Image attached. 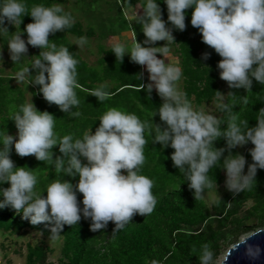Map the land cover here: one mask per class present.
<instances>
[{"label":"clouds","instance_id":"9594fccd","mask_svg":"<svg viewBox=\"0 0 264 264\" xmlns=\"http://www.w3.org/2000/svg\"><path fill=\"white\" fill-rule=\"evenodd\" d=\"M164 3L168 22L180 31L186 29V10L194 9L191 25L202 34L203 43L222 57L217 67L220 78L230 88L248 91L252 89L253 78L264 85V0H164ZM25 15H30L33 21L7 42L12 61L19 63L29 45L44 51L30 65L37 70L32 80L27 75L32 74L29 66L12 75L15 85L19 84L14 81L25 79L22 87L26 97L27 91L31 92L33 102L28 103L26 99L25 104L10 114L9 119L18 129L17 136L0 133V185L10 183L9 187H0V208L11 207L18 214L22 212L23 218L33 225L54 220L53 233L65 224H78L81 212L84 218L91 220L93 232L105 229L110 221L115 224L113 231H118L131 223L134 216L149 215L157 198L152 191L154 182L140 173L145 162L146 129L154 131L153 142L174 149L171 154L173 165L189 182L188 187L194 191L196 200L203 199L206 190L213 188L208 173L221 161L222 169L226 170L224 186L233 195L251 187L258 169H264V108L258 111L255 126L249 127V122L245 121L242 128L236 122L237 117L231 115L232 106L223 102V93L217 90L220 101L217 107L229 114L226 129H222L225 122L221 119L193 109L185 93L177 87L182 77L181 68L157 57V53L166 56L169 52L167 43L175 40L172 28L162 18L159 0H145L143 14L136 21L142 25L146 37L143 44L136 39L130 48L120 43L110 48L121 63L130 53L131 61L138 64L139 76H145V81L150 80L146 86L149 96L155 88L163 100L153 117L158 112L166 126L155 124L152 128L148 121H141L135 114L110 108L100 117L95 133L91 130L82 138L74 139L72 135L58 138L54 131L56 117L48 111L38 110L35 99L55 104L71 117L80 115L79 111H71L80 104L75 91L79 87L78 60L68 47L57 48L49 39L50 34L71 28L74 20L59 5L37 4L29 9L26 0H0V36L9 32L5 21L15 25ZM23 33H27V41ZM157 41L167 43L161 47L145 46ZM85 43L86 38L81 37L77 45L82 47ZM209 55L205 53L204 59ZM101 59L95 66L99 70L106 64ZM37 85L41 87L38 89ZM96 85L98 87L90 94L101 102L120 94L124 88L110 86L109 80L99 81ZM221 137L226 140V147L217 148L214 142ZM249 142L254 145L249 150L253 162L245 173V156L233 153L232 149ZM13 145L19 156L34 155L38 161L54 166L55 172L62 176L78 175V183L74 185L64 178L57 179L47 185L46 196L43 195L45 191L38 193L34 172L17 167L11 159ZM56 145L62 155L54 158ZM225 151H228L227 156H224ZM81 157L87 163L82 162ZM77 192L83 194L82 209ZM245 254L255 262L264 255V248L247 245ZM198 256L199 264H214L208 244L202 246ZM152 264L157 262L154 260Z\"/></svg>","mask_w":264,"mask_h":264},{"label":"trees","instance_id":"16d2710c","mask_svg":"<svg viewBox=\"0 0 264 264\" xmlns=\"http://www.w3.org/2000/svg\"><path fill=\"white\" fill-rule=\"evenodd\" d=\"M159 2L162 18L167 22V26L172 28L175 37V40L168 42L170 52L167 54L179 57V66L182 70V92L185 93L193 109L200 111L203 110L204 104L218 101V90L225 94L223 102L232 106L231 115L237 117L236 122L242 128L245 121L249 122V127L255 126L258 123L256 120L259 115L258 111L264 108V85L253 78L252 89L248 91L243 88H230L227 82L226 87H223L220 69L217 67L222 57L203 43L202 34L191 25V14L194 9L186 10V29L180 31L168 22L167 5L164 0H159ZM106 3H110L107 7L109 11L113 8L117 10L115 14L105 15L102 12L103 5ZM111 3L110 0H26L29 9L37 4L59 5L65 13H70L73 20H76V12L80 7L82 13L80 12L78 19L81 18L85 22L86 15L89 16L86 27L81 20L77 19V23L71 28L57 31L49 36L50 43H55L57 48L68 47L74 58L78 60L77 82L79 87L75 91L80 104L78 108L73 107L71 111L73 113L79 111L80 115L71 117L61 111L57 105L37 100L34 95L37 109L48 111L56 117L54 131L58 138L64 135H72L74 139L82 138L85 132H91V130L95 133L100 125V117L110 108L135 114L141 121H148L152 128L155 124L166 126L160 120L158 112L153 117L163 100L155 88L149 96L146 86L150 80L145 81V76L143 78L139 76L138 64L131 61L130 53L125 55L121 63L111 50L109 54L106 53L102 57L101 60L106 64H103L99 70L90 66L76 46L69 43L67 30L74 33L79 41L86 35L103 39L111 36L113 32L131 31L135 27L138 42L143 44L146 37L143 31L141 32L142 29L139 26L136 27L138 18L130 20L125 16V10L134 8L138 3L144 7L145 0H114L115 5ZM96 19L98 21L93 22ZM32 21L33 18L30 15L20 17L15 25L5 21L9 32L0 36V49L8 51V40L13 35L21 33L23 28ZM99 26L102 28L95 31ZM23 38L27 41V33H23ZM164 45L165 42L157 41L145 46L161 47ZM100 47L104 51L109 50L105 49L106 46L102 43ZM41 51L44 50L33 47L32 51L29 50L19 63L11 59L9 63L11 72L7 76L0 74V133H9L13 136L18 133L15 122L9 118L12 112L26 103V91L22 86L13 84L14 76L12 75L29 66L32 74L27 75L32 80L37 70L31 68L32 60L28 59L27 55L33 54L35 59H38ZM205 53H210L207 59H204ZM157 56L163 57V54L157 53ZM105 80H114L115 88H124L120 94L101 102L90 92L98 87L96 84L99 81L104 82ZM37 87L39 89L41 86L37 85ZM33 90L36 93L35 88ZM216 109L217 118L225 122L222 129H226L229 114L220 111L218 107ZM154 135L153 130L146 129L145 162L140 167V173L154 182L152 191L157 198V204L152 213L147 216H134L131 223L118 231H113L115 224L110 221L105 229L93 232L91 231V220L84 218L81 212V220L78 224H65L60 231H57L63 236L62 255L59 258L62 264H152L154 260L157 264H199L198 255L204 244L210 246L213 259H215L223 242L256 227L258 229L264 227V169H258L256 180L253 181L251 187L241 191L238 195H233L225 189L222 196L210 206L204 197L201 200L195 199L194 191L188 187L189 182L184 180L179 169L173 165L171 154L174 149L164 148L159 142H153ZM214 145L217 148L226 147V140L221 137L214 142ZM253 147L254 145L249 142L232 149L233 153L245 156L247 161L245 173H247L248 165L253 162L249 151ZM53 152L54 158L62 155L59 145L54 146ZM227 155L228 151H225L224 156ZM10 156L17 167H25L34 172L38 179L36 191L38 193L45 191L44 196L47 195V185L54 180L64 178L74 185L79 181L78 175L76 177L62 176L55 172L54 166L38 161L34 155L19 156L15 152L14 145ZM81 159L82 162L87 163L85 158L81 157ZM222 167L221 161L208 173L213 181V187L221 185L226 177V170ZM9 186V182L0 185V187ZM208 191L210 190H206ZM77 198L82 209L83 194L77 192ZM249 202L251 205L247 206ZM54 226V220L33 225L29 219L23 218L22 212L18 214L11 207L0 208V232L20 234L28 229L47 232ZM51 252L52 248L43 239H38L34 244L28 243L26 264H48V256Z\"/></svg>","mask_w":264,"mask_h":264},{"label":"rangeland","instance_id":"374dc122","mask_svg":"<svg viewBox=\"0 0 264 264\" xmlns=\"http://www.w3.org/2000/svg\"><path fill=\"white\" fill-rule=\"evenodd\" d=\"M71 1H74V0H71ZM110 1L112 2L111 5H113L114 0H110ZM62 6H64V5L62 4ZM109 6H110V3H106L105 5H103V11L102 12H104L105 15L106 14H115L117 10L113 8L111 11H109L107 8ZM80 12L82 13V10L79 7L78 12H76V20H74L73 25H75L78 20H81L83 22L84 27H86L89 16L86 15L87 17H85V22H84L83 19H81V18L78 19V15H80ZM142 14H143V7L141 6L140 3H138L134 8H130V9L125 10V16H127L130 20H132L134 18H138ZM97 21H98V19L93 20V22H97ZM96 24H94V25H96ZM137 26H139V28L142 29V25L140 23L136 22V27ZM76 28H78V26ZM101 28L102 27L99 26L96 28L95 31H97V29H101ZM134 28L135 27H133V30H131V31L127 30V31H122V32H118V31L113 32L110 34L111 36H109L108 38L107 37L103 38V39H100L98 37L92 38V37L86 35L84 38H86L87 43H85L82 47H79L77 45L78 39L74 33H71L69 30H67L66 32H67V38L69 40V43L74 44L76 46L78 52L81 54V56L89 62V65L92 67H95L97 64V60H99L101 57H103L106 53L109 54L111 52L110 47H113L114 44L120 43V44L124 45L125 48H130L132 46V44L136 42V39L138 41V33H136L137 30H135ZM141 32H142V30H141ZM173 35H174V33H173ZM163 42H165V44L167 43L166 41H163ZM101 43L106 46L105 49H109V50L104 51V49L100 47ZM167 45H168V43H167ZM32 49H33V46L29 45L28 51L29 50L32 51ZM171 50H172V47H171ZM169 52H170V50H169ZM100 53H102V54H100ZM10 56L11 55H10L9 50L5 52L2 49H0V74L6 75V74L11 72V67L9 65V63L11 62ZM157 57L164 59L166 64L179 66L180 61H179L178 56L173 57V56H171V54H167L166 56H163V57H161V56H157ZM27 58L31 59L32 62L35 60V56L33 54H28ZM13 74L16 75L17 72H15ZM14 83H17L20 86H24L25 79L23 81H17L16 80V81H14ZM182 83L183 82H182V78H181L177 82V87L180 91H182V86H183ZM109 85L115 87L116 82L114 80H109ZM222 85H223V87H226V81L222 80ZM27 92L28 93H27L26 99H27L28 103H32L33 102V96H32L30 91H27ZM222 95L225 99V94H222ZM219 102L220 101L218 100L215 102H211L210 104H204L203 105V111L206 114H212V115L217 117L218 113H217L216 108H217V104ZM15 136H17V134ZM225 179H226V177H225ZM225 179L223 180L221 185H215L213 187V189H211L210 191L205 193L204 198L207 200V202L210 206L222 196L224 190L226 189L224 186L225 185ZM250 205H251V202H249L247 204V206H250ZM257 229H258V227H256L255 229H252V230H250L244 234L242 233V235H240L238 237H231L226 242H223L221 250L216 255L215 259H213L214 264H221V262L224 260V258L226 256L228 249L234 243L243 239L245 236L249 235L250 233H252L253 231H255ZM51 230L52 229L49 228L47 230V232H42L41 230H37V229H28V230L22 231L20 234L0 232V264H26L27 263V253H28V243L34 244L38 239H43L50 246V248H52V252L48 256V262H49L48 264H62V262H60L59 258L62 255L61 250H62V246H63V236L57 232L53 233Z\"/></svg>","mask_w":264,"mask_h":264},{"label":"water","instance_id":"95a60500","mask_svg":"<svg viewBox=\"0 0 264 264\" xmlns=\"http://www.w3.org/2000/svg\"><path fill=\"white\" fill-rule=\"evenodd\" d=\"M260 229L253 231L243 239L234 243L228 249L226 256L221 264H264V255L253 262L250 261L248 256L245 254L247 245H259L261 248H264V231H258Z\"/></svg>","mask_w":264,"mask_h":264}]
</instances>
